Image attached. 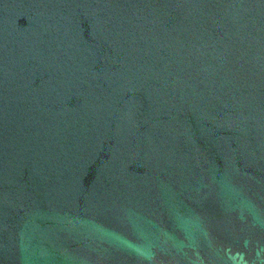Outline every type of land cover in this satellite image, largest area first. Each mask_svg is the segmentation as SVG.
Listing matches in <instances>:
<instances>
[{"label":"water","instance_id":"95a60500","mask_svg":"<svg viewBox=\"0 0 264 264\" xmlns=\"http://www.w3.org/2000/svg\"><path fill=\"white\" fill-rule=\"evenodd\" d=\"M0 264H264V0H0Z\"/></svg>","mask_w":264,"mask_h":264}]
</instances>
